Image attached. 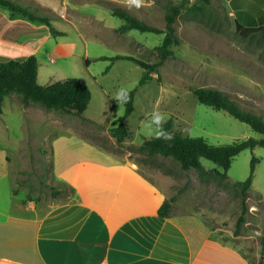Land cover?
Here are the masks:
<instances>
[{"label":"rangeland","instance_id":"obj_1","mask_svg":"<svg viewBox=\"0 0 264 264\" xmlns=\"http://www.w3.org/2000/svg\"><path fill=\"white\" fill-rule=\"evenodd\" d=\"M13 1L37 8L50 21L56 19L55 29L63 32L49 34L34 53L38 62L37 82L48 85L74 77L82 80L91 93L88 106L80 115L48 110L35 103L26 105L24 113L19 94L4 97L0 146L8 150L9 168L17 174V198L38 200L53 196L57 185L51 181L50 143L56 135L77 134L107 151L126 156L149 176L170 175L171 197L184 202L183 207L188 210L201 207L203 217L212 227L211 238L228 241L240 253L244 251L255 261L260 257L264 262V147L247 148L233 157L226 178L215 173L223 169L206 158L200 159L201 164L212 174L202 177L194 168L182 169L171 157L149 156L138 150L143 140L160 132L151 120L155 112L166 116L162 123L171 120L173 132L202 137L210 144L261 138V134L225 110L199 103L191 91L199 86L220 90L264 121V50L257 35H239L231 21L222 18V10L214 6L208 8V15L189 13L187 9L199 1L188 0L181 5L173 24L178 43L171 45L173 54L162 59L156 46L162 43L164 33L137 29L120 32L118 28L125 20L113 10H126L146 24L164 30L165 12L170 4L181 0H142L140 7L130 0ZM15 19L25 18L11 16L0 5L1 37L11 34ZM9 48L12 46L0 47V60H6L4 55ZM116 55L132 56L157 66L139 84L145 69L135 60L112 59ZM121 89H134L135 95L133 110L125 121L130 136L117 143L110 128L118 124L124 112L123 102L116 99ZM252 157L257 162L252 184L245 194L244 222L235 234L243 206L241 192L234 183L248 177ZM61 188L63 194H69L67 187ZM227 253L236 254L221 244L218 260L227 262Z\"/></svg>","mask_w":264,"mask_h":264},{"label":"crops","instance_id":"obj_2","mask_svg":"<svg viewBox=\"0 0 264 264\" xmlns=\"http://www.w3.org/2000/svg\"><path fill=\"white\" fill-rule=\"evenodd\" d=\"M211 6L221 9L222 18L231 21L234 29L237 19L246 26L264 24V0H209L202 14L208 15ZM50 22L55 28L56 19ZM10 29V35L0 34V47L12 46L5 51L6 59L36 53L51 34L45 24L25 19H15ZM15 32L22 35L16 37ZM22 108L25 113L26 105ZM7 151L0 146V264H257L262 260L240 253L228 241L211 238L212 227L201 207L188 210L175 198L168 215L160 216L158 208L173 196L170 175L149 176L126 156L77 134L56 135L50 143L51 181L58 193L49 198H17V174L9 168ZM58 185L67 187L69 194ZM221 244L236 252L227 253V262L218 260Z\"/></svg>","mask_w":264,"mask_h":264},{"label":"trees","instance_id":"obj_3","mask_svg":"<svg viewBox=\"0 0 264 264\" xmlns=\"http://www.w3.org/2000/svg\"><path fill=\"white\" fill-rule=\"evenodd\" d=\"M188 0H181L178 3L170 4L165 12V29L161 30L155 26H151L133 16L123 9H114L113 13L121 16L125 23L118 28L120 32H126L131 29L140 31H150L155 33H164L162 43L156 46L157 54L160 58H166L173 54L171 45L177 44L178 39L175 34L174 22L178 16L181 5ZM199 2L187 9L189 13L202 14L205 12L206 5L209 0H198ZM199 4V5H198ZM0 5L9 10L11 16L19 15L28 21L42 23L49 27L51 33L61 35L63 32L56 30L49 18L38 13L37 8H32L28 4L16 3L13 0H0ZM39 11V10H38ZM236 32L242 37L257 35L262 49L264 50V24L259 26H246L238 19L235 25ZM130 59L135 60L144 69L145 72L141 77L139 84H143L148 79L150 72L157 64H149L141 60L135 59L128 55H116L112 59ZM87 61V60H86ZM38 62L34 54H30L21 59L0 60V115L2 113L3 99L7 94L17 93L21 96L24 105L30 103L39 104L48 110H60L64 113L82 114L88 106L91 98L90 90L87 85L80 79L69 77L63 80L55 81L48 85H41L37 82ZM191 91L196 100L214 109H223L237 120L248 124L252 130L262 135L261 138L248 137L229 144H210L202 137L182 136L170 129L171 120L157 125L160 132L158 135L143 140L138 147L140 152H144L149 156L161 155L171 157L176 160L182 169L194 168L200 176L212 174V171L205 170L200 159L206 158L223 169V172L214 171L220 177H227V170L231 165L233 157L242 150L256 146L264 147V121L262 117L249 110L243 109L238 103L230 98L226 93L208 87H193ZM127 100L123 102L124 112L119 117L116 126L110 128V135L114 137L117 143L123 142L130 136L125 121L133 110L135 90H126ZM170 135L171 139L165 137ZM257 162L255 157L251 159L250 174L243 181L234 183L239 188L242 195V211L236 221L235 234H238L240 227L244 222V213L246 211L245 198L246 191L250 188L253 179L254 165ZM58 191L53 189L52 194ZM173 197L165 200L158 208L157 213L160 216H167L171 207ZM257 264H263L259 261Z\"/></svg>","mask_w":264,"mask_h":264},{"label":"clouds","instance_id":"obj_4","mask_svg":"<svg viewBox=\"0 0 264 264\" xmlns=\"http://www.w3.org/2000/svg\"><path fill=\"white\" fill-rule=\"evenodd\" d=\"M131 4L135 5L136 7H140L142 4V0H130ZM116 99L121 102H125L127 100V92L123 89H121L116 94ZM166 119V116L163 113L155 112L153 113L151 120L156 125H160L164 120ZM166 139H171V136L168 135L165 137Z\"/></svg>","mask_w":264,"mask_h":264}]
</instances>
